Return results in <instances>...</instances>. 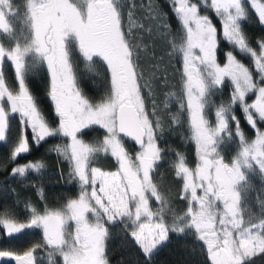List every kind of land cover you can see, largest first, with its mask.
<instances>
[{
    "label": "snow or ice",
    "instance_id": "6c2138e0",
    "mask_svg": "<svg viewBox=\"0 0 264 264\" xmlns=\"http://www.w3.org/2000/svg\"><path fill=\"white\" fill-rule=\"evenodd\" d=\"M171 6L180 25L178 37L152 0L141 5L183 64L180 111L171 116L170 124H180V115L187 113L196 163L189 166L179 152L172 162L182 182L181 199L187 201L181 214L174 211L153 175L163 159L157 142L163 121L152 87L155 73L146 77L139 70V51L146 45L133 39L134 30L144 28L136 17L134 0H23L19 4L0 0V142L7 140L15 116L21 132L10 162L30 151L28 130L37 145L49 137L67 138L69 142L56 145L55 150L69 161L70 175L80 187L79 196L61 207L45 206L41 212L27 204L23 222L7 210L0 212V229L7 236L39 229L43 240L22 254L0 250V258L15 264H42L37 253L46 249L48 264H56V256L62 264H110L108 226L117 223L129 232L145 264H151L170 232L193 234L202 243L208 264H251L264 255V128L260 126L264 124V40L254 48L242 29L248 6L264 25V0H171ZM201 7L214 12L224 41L249 56L253 68L233 51L225 54V63L218 62V30L209 15L201 14ZM73 53L82 58L87 72H95L100 63L106 66L109 85L100 102L92 103L78 89ZM8 64L14 70V84L5 72ZM42 66L50 77L48 96L58 117L56 126L42 114L28 87V77ZM226 80L231 84L230 99L217 105L213 96ZM250 94L251 103L246 99ZM149 98L151 111L146 106ZM171 99L175 93L165 94V109ZM236 106L254 130V138L241 129ZM213 109L214 122L208 118ZM92 125L106 131L102 141L87 143L80 138L82 130ZM123 137L139 145L134 157ZM230 142H236L237 148L228 158L224 152ZM100 154L115 158L116 171L92 166ZM43 167L39 161H29L14 166L11 175L23 178ZM257 179L260 192L254 212L249 200Z\"/></svg>",
    "mask_w": 264,
    "mask_h": 264
},
{
    "label": "trees",
    "instance_id": "16d2710c",
    "mask_svg": "<svg viewBox=\"0 0 264 264\" xmlns=\"http://www.w3.org/2000/svg\"><path fill=\"white\" fill-rule=\"evenodd\" d=\"M23 0H16L22 3ZM137 5L135 14L144 28L134 30L133 39L138 43H143L146 48L139 51V70L143 71L148 77L155 73L152 87L158 108L163 121V131L159 133L158 145L163 150V159L158 163L156 171L153 173L154 179L161 184L162 191L169 198L174 211L178 214L183 213L187 208V201L181 199L182 182L176 178L172 168V162L176 159V153H182L189 164L194 167L196 163L195 145L190 140V132L187 123V113L180 115V124H170L173 114H178V99L183 88L182 71L183 64L179 55L172 52L168 40L159 36L156 31V21L149 16L146 7L149 0H134ZM158 10L165 15L164 19L170 24L171 32L179 36L180 25L173 12L169 0H152ZM247 6V5H246ZM249 7V14L246 21L242 22V29L249 42L255 48L257 42L264 40V25H262L257 15ZM219 31V44L217 58L220 63L225 62V54L228 51L233 53L247 66L253 68L252 60L249 56L234 50L233 47L224 41L221 35V24L212 14ZM152 28L149 33L148 29ZM171 39V37H169ZM73 63L76 70L77 83L83 95L92 103H98L105 96L109 85V74L106 66L102 63L97 65L95 72H87L84 62L78 53H73ZM9 82L15 83L14 70L11 66L5 69ZM28 87L34 96L39 109L50 124L56 126L58 117L55 114L54 105L49 96L50 77L46 66L38 67L28 77ZM175 93V99H171L167 109L164 108L163 101L165 94ZM231 84L225 81V85L213 96L217 105L227 103L230 99ZM151 98L146 102V106L151 111ZM235 114L240 121V127L245 135L254 138V130L247 124L239 106L235 108ZM208 118L215 121L214 109L208 112ZM264 128V124L260 125ZM19 129L11 127L7 135V140L0 143V212L5 210L13 213L20 221L27 218L26 205L31 204L39 211H43L45 206L49 208L61 207L69 199L79 196L80 187L78 182L70 175L71 166L69 161L61 156L56 150V145L67 144L68 140L64 137H49L41 141L38 145L32 141V135L28 134L30 151L22 154L15 162H10L11 149L18 139ZM106 135L104 129L93 126L83 131L81 138L87 143L102 141ZM17 136V138H16ZM13 138V139H12ZM125 146L129 152H135L137 147L134 143L124 139ZM236 142H230L224 154L230 158L235 154ZM41 162L44 167L40 172H29L23 178L11 175V169L17 164L27 162ZM92 166L107 170H115L118 165L110 155L100 154L92 162ZM255 191L250 194L249 203L254 212L258 211L256 205V194L260 192L258 179L255 181ZM40 190L43 193L41 198ZM153 201V207H155ZM171 223L169 219L167 221ZM109 237L106 241L107 255L110 264H145L144 256L138 246L134 243L129 232L124 229L123 224L117 223L109 225ZM42 232L39 229L30 232H23L12 237H3L2 247L16 252H24L34 244L42 243ZM38 251L37 255L41 258L42 264H46L43 252ZM151 264H208L203 245L198 242L191 233L178 234L169 233V239L154 257ZM251 264H264V255L255 257Z\"/></svg>",
    "mask_w": 264,
    "mask_h": 264
},
{
    "label": "rangeland",
    "instance_id": "374dc122",
    "mask_svg": "<svg viewBox=\"0 0 264 264\" xmlns=\"http://www.w3.org/2000/svg\"><path fill=\"white\" fill-rule=\"evenodd\" d=\"M170 1V3H171V0H169ZM194 2H198V0H194ZM201 14H207V15H209V17L212 19V22H213V24L217 27V25H216V22H215V20L213 19V16H212V14L215 16V14H214V12H212V11H210V10H207V9H205L204 7H201ZM216 17V16H215ZM218 20H219V18L218 17H216ZM219 22H220V20H219ZM221 24V23H220ZM217 30H218V28H217ZM221 35H222V25H221ZM218 41H219V31H218ZM232 46V45H231ZM235 55V54H234ZM218 59V58H217ZM237 59H239L238 57H237ZM240 60V59H239ZM241 61V60H240ZM219 62V61H218ZM225 62H226V60H225ZM225 62H223V63H225ZM242 62V61H241ZM220 63V62H219ZM223 63H221V64H223ZM246 65V64H245ZM10 66V64H8V65H6L5 66V69L7 68V67H9ZM247 66V65H246ZM77 87H78V89H79V86H78V83H77ZM80 90V89H79ZM81 91V90H80ZM82 93V92H81ZM83 94V93H82ZM247 101L249 102V103H251L252 102V100L254 99V96L253 95H249L247 98ZM237 107V106H236ZM16 127L17 129H19V132H18V137H19V134H20V132H21V124H20V122H19V117L18 116H15V117H13V118H11L10 119V127H9V130H10V128L11 127ZM93 126H98V125H92V126H90V127H93ZM89 127V128H90ZM99 127V126H98ZM88 129V128H87ZM84 130H86V129H84ZM84 130H82V131H84ZM106 132V131H105ZM8 133H9V131H8ZM28 134H31V131L30 130H28L27 131V135ZM8 135V134H7ZM32 135V134H31ZM16 138H17V136H16ZM81 138V137H80ZM13 139V138H12ZM47 139V138H46ZM82 139V138H81ZM124 137H123V141H124ZM18 140V139H17ZM68 140V139H67ZM83 140V139H82ZM69 142V141H68ZM158 142V141H157ZM0 143H2V142H0ZM124 145H125V143H124ZM136 146V145H135ZM137 147V146H136ZM125 148H126V146H125ZM31 149V148H30ZM127 149V148H126ZM140 150V148H137V150L135 151V152H129L128 150V152L134 157L135 156V154H136V152H138ZM100 168V167H99ZM102 169V168H101ZM102 170H104V171H116V169L115 170H107V169H102ZM17 178H21V177H19V176H16ZM152 204H153V201H152ZM21 222H23V221H21ZM34 230H36V229H29V230H25L24 232H30V231H34ZM41 231V230H40ZM42 232V231H41ZM0 233L1 234H3L4 236H7L6 234H5V232H4V230L3 229H0ZM14 236V235H13ZM7 237H9V236H7ZM40 251V250H39ZM43 255H44V259H45V262H46V264H48V259H47V251H44L43 252ZM56 264H62V260H61V258L59 257V256H56Z\"/></svg>",
    "mask_w": 264,
    "mask_h": 264
},
{
    "label": "flooded vegetation",
    "instance_id": "af4514ba",
    "mask_svg": "<svg viewBox=\"0 0 264 264\" xmlns=\"http://www.w3.org/2000/svg\"><path fill=\"white\" fill-rule=\"evenodd\" d=\"M3 237H4V235L0 233V250H8V249H5V248L2 247ZM9 251H12V250H9ZM13 252H16V251H13ZM16 253L22 254L23 252H21V253L20 252H16ZM3 264H15V262L14 261L4 262Z\"/></svg>",
    "mask_w": 264,
    "mask_h": 264
},
{
    "label": "water",
    "instance_id": "95a60500",
    "mask_svg": "<svg viewBox=\"0 0 264 264\" xmlns=\"http://www.w3.org/2000/svg\"><path fill=\"white\" fill-rule=\"evenodd\" d=\"M126 140L134 143L137 148H139V145H137L134 141H132L130 138L124 137ZM4 262H11V260H9L8 258H0V264H3Z\"/></svg>",
    "mask_w": 264,
    "mask_h": 264
}]
</instances>
